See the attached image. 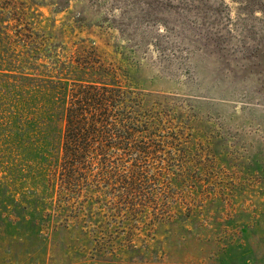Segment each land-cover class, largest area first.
Listing matches in <instances>:
<instances>
[{"label":"rangeland","instance_id":"374dc122","mask_svg":"<svg viewBox=\"0 0 264 264\" xmlns=\"http://www.w3.org/2000/svg\"><path fill=\"white\" fill-rule=\"evenodd\" d=\"M5 1L0 264H264V0ZM85 58L124 78L148 127L128 204L114 185L53 190L20 146L38 83Z\"/></svg>","mask_w":264,"mask_h":264},{"label":"trees","instance_id":"16d2710c","mask_svg":"<svg viewBox=\"0 0 264 264\" xmlns=\"http://www.w3.org/2000/svg\"><path fill=\"white\" fill-rule=\"evenodd\" d=\"M63 1L59 0L61 10L65 8ZM10 2L0 0V7H10ZM9 14L10 11H0V19L6 20ZM70 68V76L76 78L64 82L62 73ZM70 68L59 66L55 81L44 79L38 83L40 110L31 118L33 143L28 137L25 140L28 128L20 125L16 129L20 146L24 145L23 151L42 161L37 163L35 159V166L45 171L48 187L53 190L58 186L59 190L71 193L78 188L93 196L92 184L114 185L113 189L121 191L109 198L128 204L134 194L141 196L138 183L144 157L154 156L152 147L131 142L133 135L148 131V127L137 125L138 121H131L136 117L130 115L136 112L138 118L141 106L138 103L133 109L132 93L125 89L124 78L115 70L90 58L75 60ZM29 124L28 120V127ZM131 153L135 157L130 158ZM94 168L97 170L93 174Z\"/></svg>","mask_w":264,"mask_h":264}]
</instances>
